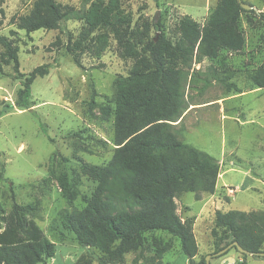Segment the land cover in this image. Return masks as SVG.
<instances>
[{
  "label": "rangeland",
  "instance_id": "rangeland-1",
  "mask_svg": "<svg viewBox=\"0 0 264 264\" xmlns=\"http://www.w3.org/2000/svg\"><path fill=\"white\" fill-rule=\"evenodd\" d=\"M55 1L72 8L82 3ZM240 1L254 7V12H241L237 21L244 37L242 49L220 48L216 57H203L185 68L186 108L178 124L179 138L219 165L212 193L202 192L195 199L194 193L184 192L175 198L177 214L196 220V260L214 250L211 229L216 210L264 213V86L256 87L248 78L264 60V18L260 15L264 0ZM33 2L2 0L0 4V34L18 47L21 73L16 76L12 64L4 62L0 45V110L14 102L24 76L45 65L44 73L31 84V108H6L0 114V164L4 168L0 228L13 192L17 203L33 208L36 223L54 242L55 254L46 264H99L102 252L79 245L62 225V218L65 212L84 207L96 186L82 165H103L112 155L115 78L127 75L137 57L149 59L148 40L162 34L174 42L181 16L187 14L203 24L217 0H90L84 18L26 33L12 17L28 13ZM214 71L231 75L224 83L213 78ZM227 83H234L237 90H229ZM165 243L171 247L162 254L161 264H188L180 254L178 239L163 231L145 234L142 257L136 264H156L149 258ZM261 248L264 251V242ZM136 254L128 252L123 261L105 264H134ZM209 264H264V257L244 256L232 246L211 256Z\"/></svg>",
  "mask_w": 264,
  "mask_h": 264
},
{
  "label": "trees",
  "instance_id": "trees-1",
  "mask_svg": "<svg viewBox=\"0 0 264 264\" xmlns=\"http://www.w3.org/2000/svg\"><path fill=\"white\" fill-rule=\"evenodd\" d=\"M89 1L82 0L79 8H72L55 0H34L30 11L12 17V22L26 33L63 27L69 19L85 17ZM247 11L254 12L244 9L239 0H217L203 24L187 14L181 16L174 42L162 34L148 40L149 59L137 57L127 75L115 78L112 155L103 165H82L96 186L84 207L73 208L62 218V225L74 234L79 245L102 252L97 258L99 264L121 262L124 254L138 252L132 259L136 264L142 257L145 234L154 231L176 237L188 264L205 263V256L195 259L198 245L194 218L177 214L175 198L184 192L194 193L195 199L202 192L212 193L219 165L212 156L179 138L181 115L186 108L185 68L203 57H216L220 48L239 52L244 37L237 21L240 13ZM89 13L94 15L96 10ZM101 14L105 16L104 12ZM260 15L264 18L263 13ZM0 45L4 62L11 63L15 75L21 77L18 47L3 34ZM44 68L45 65L35 67L23 77L14 102L6 104L0 114L6 108H31V84L44 73ZM230 75L213 72V78L224 83ZM248 78L254 86H264V60L248 73ZM232 87L237 90L234 83H227L229 90ZM41 128L46 133L43 125ZM3 171L0 164V180ZM11 198V208L3 216L0 228V264H46L55 254L54 242L36 223L33 208L17 203L13 192ZM211 234L215 242L212 253L232 241L250 252L262 251L264 213L216 210ZM170 247L169 243L161 245L149 259L161 264L162 254Z\"/></svg>",
  "mask_w": 264,
  "mask_h": 264
},
{
  "label": "water",
  "instance_id": "water-1",
  "mask_svg": "<svg viewBox=\"0 0 264 264\" xmlns=\"http://www.w3.org/2000/svg\"><path fill=\"white\" fill-rule=\"evenodd\" d=\"M240 5L244 9H254V7L252 5H250L248 3H243L241 1H240ZM232 246H234L241 253H245V254H248V255L264 256V251L250 252V251L244 249L242 246H240L237 241H232L229 244H227L226 246H224L223 248H221L220 250H218V251H216L214 253H208L207 255H205V263L204 264H209V259H210L211 256L220 255V254L224 253L225 251H227V249L232 247Z\"/></svg>",
  "mask_w": 264,
  "mask_h": 264
},
{
  "label": "crops",
  "instance_id": "crops-1",
  "mask_svg": "<svg viewBox=\"0 0 264 264\" xmlns=\"http://www.w3.org/2000/svg\"><path fill=\"white\" fill-rule=\"evenodd\" d=\"M219 176V175H218ZM218 178V177H217ZM196 221V220H195ZM195 221H194V224H193V226H195ZM180 254H182L183 256H184V258H185V260L187 259V257L183 254V252L182 251H180Z\"/></svg>",
  "mask_w": 264,
  "mask_h": 264
}]
</instances>
